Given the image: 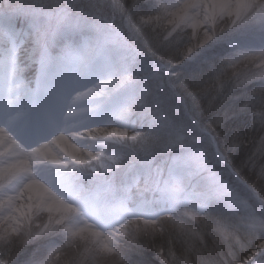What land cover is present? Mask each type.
Masks as SVG:
<instances>
[{"label": "snow or ice", "instance_id": "obj_1", "mask_svg": "<svg viewBox=\"0 0 264 264\" xmlns=\"http://www.w3.org/2000/svg\"><path fill=\"white\" fill-rule=\"evenodd\" d=\"M108 6L113 27L76 42L71 36L82 21L73 5L0 0L4 264H264V132L253 150L255 179L233 168L247 144L235 122L264 129V0ZM117 13L141 48L115 28ZM53 22L71 42L58 52L41 49L42 80L33 89L21 52ZM145 53L154 62L142 79L137 65ZM165 80L181 107L169 109L155 95L152 82L163 87ZM137 109L150 117L140 130L129 128ZM152 140L178 153L152 199L132 195L140 175L120 187L108 179L94 188L79 182L85 168L97 172L91 159L107 175L126 155L98 149Z\"/></svg>", "mask_w": 264, "mask_h": 264}, {"label": "trees", "instance_id": "obj_2", "mask_svg": "<svg viewBox=\"0 0 264 264\" xmlns=\"http://www.w3.org/2000/svg\"><path fill=\"white\" fill-rule=\"evenodd\" d=\"M22 3L28 5H38L41 4L42 7L46 8V9H54L57 5H68L71 4L73 5V11H85L86 9L89 8V10L91 11H96L98 9V11L104 12L105 14H107V16L111 19V13L112 10L106 5V1L104 0H100V5H94L93 2L89 1V0H21ZM98 6V7H97ZM99 12V13H101ZM89 21V20H88ZM115 24L117 26H122L124 27V21L122 22V20H115ZM125 30H127V28H124ZM88 31L86 29H81L80 32L74 34L71 36V39L75 40L76 42H79L80 39L82 38V36L87 35ZM126 33L128 35H131L128 31H126ZM132 36V35H131ZM56 38H59L61 41L64 39H68V36L66 35V33H58V35L54 36ZM54 51V49H53ZM149 63L151 62V58L148 57ZM29 62V60H22L23 65L27 64ZM36 73L34 72H29L28 73V77H32L34 76ZM140 75H142V72H140ZM24 77H26L24 75ZM27 77V78H28ZM167 81L164 82L163 87L155 90V95L159 97V99L161 101H163V99L165 98V101H168V96L173 94V92L171 90L167 89ZM158 88V87H157ZM170 89V88H169ZM177 91H179L181 93V95H186L184 93L183 90L177 89ZM241 90H238V92ZM237 93H233V94H238ZM231 94H229L230 96ZM225 102H230L229 101H225ZM252 102L255 103V98H252ZM188 104L191 105V100H188ZM201 108H203V105H201ZM137 114V110L135 111ZM140 117V113H138L134 118H136V122L134 124V129L136 130H140L143 127L146 126L147 124V120L148 118L146 116H144L142 119H139ZM205 117H207V113H205ZM237 125H239L240 129H241V134H242V138L245 139L247 141L246 146L243 148V150L241 151L240 155L235 159L234 163H233V168H239V167H243L244 169V174H246L249 178V180H254L255 179V173L252 172L251 169V163L254 160H257V157L254 155L253 149L255 146V141L256 139L261 135V133L264 131V129H260L259 127H257L255 130H252L251 126L246 123L245 121L241 120V121H236L235 122ZM212 131L214 132L215 135H217V137L223 141L224 140V133H222L219 130H215L212 129ZM230 134V133H229ZM114 147V146H111ZM111 151H121L124 152L125 158L121 161L119 167L115 168L114 170H112L110 172V174L113 176L114 180H115V185L117 187H120L123 184H129L132 183V181L134 180V178L137 175L141 176L140 179V184H139V188L138 189H134L132 195L134 197H136L137 199L140 197V195L142 194L145 198L148 199H152L155 195H157L156 190L155 189H145L143 190V187L146 188L148 183H144L143 181V173L138 170V168L134 167L133 165H135L137 162H139V160H143V159H152V166H159L162 168H166V166L168 165L169 159H171L175 153H177L176 151H169L165 148L164 146V142L163 141H157L155 142V140L149 141L147 144H135L134 146L130 143L128 144H124L119 146L118 148H111ZM260 163H264V161H259ZM228 176H230L231 178V174L229 173ZM144 183V186L142 187V184ZM89 186L90 184L87 183ZM87 185V186H88ZM260 185H262V183H260ZM149 186V185H148ZM263 186V185H262ZM193 261H195V257L193 256ZM4 263V257L0 256V264Z\"/></svg>", "mask_w": 264, "mask_h": 264}, {"label": "rangeland", "instance_id": "obj_3", "mask_svg": "<svg viewBox=\"0 0 264 264\" xmlns=\"http://www.w3.org/2000/svg\"><path fill=\"white\" fill-rule=\"evenodd\" d=\"M91 2H93L94 5H100V0H89ZM106 1V5L108 6V0H104ZM35 7H40V8H44L42 7L41 4L38 5H34ZM98 7V6H97ZM109 7V6H108ZM110 8V7H109ZM46 9V8H44ZM111 9V8H110ZM98 11V9L96 11H91L88 9H86L85 11H73L75 16H78L81 18L82 21V25H81V29H86L88 31V35H95L97 38H102L105 31H107L109 28L113 27L112 25V20H113V15H111V19L107 16V14H105L104 12ZM113 14V13H111ZM89 20V21H88ZM115 20H122V22L124 21V16L117 13L115 14ZM124 25H125V21H124ZM116 29H118L121 34H122V38L126 39L128 41L129 44L133 45L135 48H141V44L138 40L134 39L131 35H128L126 33L127 30H125L124 28H127L126 25L124 27L122 26H117L116 24L114 25ZM64 29H57L55 26V23L53 22L52 24H42L41 25V29H40V33L39 35V43L42 39L48 38L51 39L54 36L58 35V33L63 32ZM129 32V31H128ZM55 33V35H54ZM39 43H35L37 45V47H39ZM34 45V41L31 37H29L28 39V43L24 46V49L21 52V63L22 60H28V52L32 49ZM151 58V62L149 63L148 59ZM154 62V58L149 56L147 53H145L140 60V63L137 65L138 68V75L143 79L144 77H146L149 72H150V65ZM23 64V63H22ZM244 70V69H241ZM140 72H142V75H140ZM28 82H29V87L30 88H36L37 86V82L42 80V72L41 69L39 71V73H36L34 76H30V77H24ZM166 82V80L164 81ZM153 84V88H154V93L155 90L161 88L158 87L156 82H152ZM158 87V88H157ZM168 90H171L167 87ZM5 91H6V85H5V81H4V76H3V71L0 70V94H3V96L0 98V101L3 100V97L5 95ZM163 104L165 107L169 108V109H176L178 107H181L180 105V101L176 99L175 94H171L168 96V101H165V98L163 99ZM191 106V105H189ZM140 113V117L139 119H142L145 115L143 114V110L142 109H137V114ZM136 112L133 114L130 124H129V128L130 129H134V124L136 122V118H134L136 115ZM85 116L88 115L87 113L84 114ZM82 118V117H78L77 119ZM148 119H150V117H147ZM82 131V129H81ZM264 132V131H263ZM155 142H157V140H155ZM130 143V142H129ZM122 144L119 143H114L111 142L107 145L106 148H100L98 150L103 151L105 153V156L111 152V148H118L119 146H121ZM114 146V147H111ZM256 146V145H255ZM254 146V148H255ZM66 147H68V150L71 151V146L70 145H66ZM254 150V149H253ZM178 153H175L174 156H176ZM173 156V157H174ZM172 157V158H173ZM171 159H169L168 165L171 163ZM152 159H143V160H139V162H137L135 165H133L134 167L138 168V170H140L143 173V178H144V174L147 173V187L144 188V183H145V179H143L144 183L142 184L143 190H147V189H155L156 190V186L158 183H161L163 181L164 178H166L167 175V168L168 165L166 166V168H162L159 166H152ZM99 160L93 158L90 160V165L91 167H96L97 168V172H92L89 168H85L83 171V174L77 173L78 177H79V182L84 184L86 187L88 188H94L98 183L102 182L104 179H108L111 180L114 184H115V180L113 178V176L108 175L110 174V172L105 175L103 173L102 169H99ZM229 172L228 170H225V175L228 176ZM230 177V176H228ZM89 183L90 186L87 184ZM260 183H262V185L264 186V181H261ZM88 185V186H87ZM146 185V183H145ZM4 264V263H2Z\"/></svg>", "mask_w": 264, "mask_h": 264}, {"label": "clouds", "instance_id": "obj_4", "mask_svg": "<svg viewBox=\"0 0 264 264\" xmlns=\"http://www.w3.org/2000/svg\"><path fill=\"white\" fill-rule=\"evenodd\" d=\"M71 41L64 39L60 40L59 38L53 37L51 39L45 38L42 39L39 43V47L34 43L32 49L28 52V60L29 62L25 64V73L24 75L28 77L29 72L39 73L41 67L39 64V57L41 55V49L44 46L49 47L50 49H54V51L58 52L60 49H62L64 46H66ZM53 74L57 73L59 71L58 68H53L50 70ZM162 183V182H161ZM158 195V193H157Z\"/></svg>", "mask_w": 264, "mask_h": 264}]
</instances>
